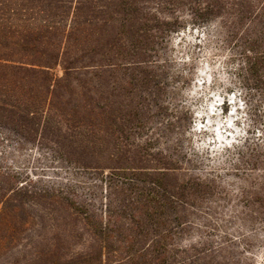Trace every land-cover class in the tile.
<instances>
[{
  "label": "trees",
  "instance_id": "obj_1",
  "mask_svg": "<svg viewBox=\"0 0 264 264\" xmlns=\"http://www.w3.org/2000/svg\"><path fill=\"white\" fill-rule=\"evenodd\" d=\"M210 23L242 62L243 87L264 97V0H0V131L99 175L92 204L72 185L0 167V255L20 228L23 264L206 260L201 245L177 244L174 226L204 180L181 178L158 146L166 133L146 131L164 40Z\"/></svg>",
  "mask_w": 264,
  "mask_h": 264
},
{
  "label": "rangeland",
  "instance_id": "obj_2",
  "mask_svg": "<svg viewBox=\"0 0 264 264\" xmlns=\"http://www.w3.org/2000/svg\"><path fill=\"white\" fill-rule=\"evenodd\" d=\"M225 41L218 23L164 40L156 70L162 85L146 132L166 133L158 146L184 169L181 178L204 180L196 199L177 207V244L208 251L200 264H264V97L261 90L243 87L242 62L231 59ZM54 75L62 72L56 69ZM156 105L172 117L163 119ZM244 138L246 146L236 150L224 145ZM0 167L23 180L72 185L78 200L97 204V173L80 171L52 148L2 130ZM11 235L0 264H23V231Z\"/></svg>",
  "mask_w": 264,
  "mask_h": 264
}]
</instances>
